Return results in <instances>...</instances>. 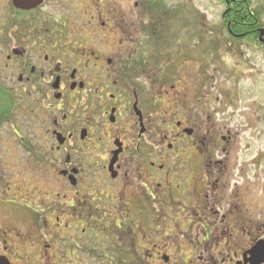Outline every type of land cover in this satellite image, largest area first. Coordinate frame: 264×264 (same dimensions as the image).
<instances>
[{"label": "flooded vegetation", "instance_id": "obj_1", "mask_svg": "<svg viewBox=\"0 0 264 264\" xmlns=\"http://www.w3.org/2000/svg\"><path fill=\"white\" fill-rule=\"evenodd\" d=\"M229 4L216 24L227 60L215 73L238 79L252 48L264 54V36L251 23L224 24ZM171 12L169 0H43L32 9L0 0V85L16 106L0 133L11 127L17 138L15 160L5 173L0 166V257L264 264L250 163L204 103L203 59L173 62ZM20 219L18 241L19 228L5 230Z\"/></svg>", "mask_w": 264, "mask_h": 264}, {"label": "rangeland", "instance_id": "obj_2", "mask_svg": "<svg viewBox=\"0 0 264 264\" xmlns=\"http://www.w3.org/2000/svg\"><path fill=\"white\" fill-rule=\"evenodd\" d=\"M169 1L171 9L175 8L171 16L172 29L166 36L171 58L173 62L189 67L196 59H203L201 88L204 103L210 105L208 108L217 124L225 125L232 132L234 152L241 154L250 163L247 183L252 186L253 201L264 208V54L252 48L251 54L246 58L250 64V72L246 69L243 75L242 70L237 73L238 79L225 75L223 71L215 73L217 64L226 61L228 55L224 47L227 35L216 27V24H222L225 6L215 4L217 0ZM255 2L263 12L264 25V0ZM21 115L19 113V120ZM16 141L11 127L1 130L0 166L3 173L8 170V166L5 167L6 160L8 163L15 160ZM6 178L5 183L14 181L9 173ZM39 181L44 182L41 177ZM26 224L22 219L11 220L7 223L9 228L5 232L13 235V231L9 229H21H18V234L21 235L18 241H21L22 235L25 236ZM6 239L11 238L8 236ZM11 248L15 253H11L14 260L20 259L21 251L15 250V245Z\"/></svg>", "mask_w": 264, "mask_h": 264}, {"label": "trees", "instance_id": "obj_3", "mask_svg": "<svg viewBox=\"0 0 264 264\" xmlns=\"http://www.w3.org/2000/svg\"><path fill=\"white\" fill-rule=\"evenodd\" d=\"M222 4L230 2L229 12H227L226 18L223 19L224 24L234 23V24H244L251 23L254 29H264L262 22V10L257 6L255 0H219ZM174 9H172L171 14H174ZM175 17V16H174ZM173 17V18H174ZM243 30V29H241ZM239 31V29H238ZM257 39V36L255 37ZM15 102L13 96L7 94L5 90L0 85V120L8 119L11 120L14 110Z\"/></svg>", "mask_w": 264, "mask_h": 264}, {"label": "water", "instance_id": "obj_4", "mask_svg": "<svg viewBox=\"0 0 264 264\" xmlns=\"http://www.w3.org/2000/svg\"><path fill=\"white\" fill-rule=\"evenodd\" d=\"M17 8L32 9L41 4L43 0H14ZM264 30L261 33V40H263ZM260 252L258 249L255 250L253 256L258 255ZM0 264H11L6 257H0Z\"/></svg>", "mask_w": 264, "mask_h": 264}]
</instances>
